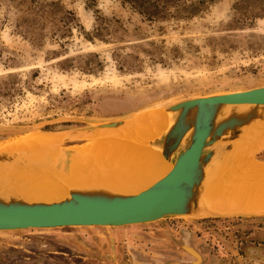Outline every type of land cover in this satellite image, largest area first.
Masks as SVG:
<instances>
[{
  "label": "rangeland",
  "instance_id": "rangeland-1",
  "mask_svg": "<svg viewBox=\"0 0 264 264\" xmlns=\"http://www.w3.org/2000/svg\"><path fill=\"white\" fill-rule=\"evenodd\" d=\"M45 1H58L79 26L61 49L49 38L31 46L14 28L25 5L0 0V146L34 132L153 117L188 98L264 86V16L233 10L237 0L156 22L118 0ZM93 10L111 21L103 40L84 36L94 28ZM88 54L100 62L91 72L78 67ZM66 59L72 64L61 66ZM255 157L264 162V150ZM0 264H264V216L0 231Z\"/></svg>",
  "mask_w": 264,
  "mask_h": 264
},
{
  "label": "water",
  "instance_id": "water-1",
  "mask_svg": "<svg viewBox=\"0 0 264 264\" xmlns=\"http://www.w3.org/2000/svg\"><path fill=\"white\" fill-rule=\"evenodd\" d=\"M237 105L249 107L219 116L222 107ZM164 109L172 113V124L163 135L149 143L171 164L162 177L149 180V185L134 193L70 187L67 196L57 200L0 196V231L123 227L168 217H202L198 215L207 211V187L224 172L235 147L248 145L254 149L253 156L264 150L263 145H256L257 136L245 135L249 127L264 122V86L188 98ZM127 118L99 123L92 129L48 133L65 135L63 145L84 140L103 128L120 126ZM66 163L56 171L61 173ZM31 165L32 160L24 155L0 151V169ZM226 216L262 215L234 212Z\"/></svg>",
  "mask_w": 264,
  "mask_h": 264
},
{
  "label": "bare ground",
  "instance_id": "bare-ground-1",
  "mask_svg": "<svg viewBox=\"0 0 264 264\" xmlns=\"http://www.w3.org/2000/svg\"><path fill=\"white\" fill-rule=\"evenodd\" d=\"M247 107L224 106L219 116ZM172 118L165 109L155 111L153 117L136 114L120 126L92 132L85 143L64 150L60 145L66 136L60 133L34 132L3 144L2 151L24 155L33 165L0 169V196L57 200L66 197L70 187L138 192L171 168L149 143L166 132ZM251 127L245 135L257 136L256 145L264 146V122ZM243 145L235 147L224 172L208 185L207 211L198 216L264 214V162L252 155L253 148ZM65 162L62 172L56 171Z\"/></svg>",
  "mask_w": 264,
  "mask_h": 264
},
{
  "label": "trees",
  "instance_id": "trees-1",
  "mask_svg": "<svg viewBox=\"0 0 264 264\" xmlns=\"http://www.w3.org/2000/svg\"><path fill=\"white\" fill-rule=\"evenodd\" d=\"M92 1V0H91ZM121 5L127 6L137 13L145 21L156 22L169 19H189L204 11L209 5L218 0H118ZM93 2V1H92ZM18 5H25L22 14L14 23L16 33L25 39L31 46L39 47L44 39L49 38L63 47L64 39L71 36L72 28H79L76 18L72 12L65 9L58 1L45 0H19ZM249 8L250 18H261L264 16V0H237L233 10L240 11ZM95 25L91 34L85 33L89 39L103 40L104 34L111 29V21L98 16L93 10ZM115 23L116 21L113 20ZM58 52H55L57 54ZM81 66L82 71L91 72L100 67L96 55L88 54ZM66 67L72 64L69 59L60 63Z\"/></svg>",
  "mask_w": 264,
  "mask_h": 264
},
{
  "label": "crops",
  "instance_id": "crops-1",
  "mask_svg": "<svg viewBox=\"0 0 264 264\" xmlns=\"http://www.w3.org/2000/svg\"><path fill=\"white\" fill-rule=\"evenodd\" d=\"M145 140V139H144ZM144 140H142V141H144ZM142 141H139V142H142ZM252 214H257V215H262V216H264V214H260V212H255V213H252ZM244 217H254V216H244Z\"/></svg>",
  "mask_w": 264,
  "mask_h": 264
}]
</instances>
